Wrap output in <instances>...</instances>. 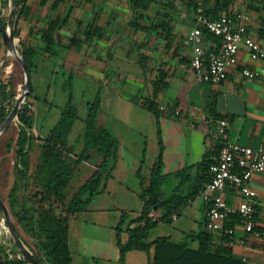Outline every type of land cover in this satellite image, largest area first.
I'll return each mask as SVG.
<instances>
[{"label": "rangeland", "instance_id": "obj_1", "mask_svg": "<svg viewBox=\"0 0 264 264\" xmlns=\"http://www.w3.org/2000/svg\"><path fill=\"white\" fill-rule=\"evenodd\" d=\"M55 2L58 8L53 10ZM175 3L173 8L171 0H159L144 12L145 18L138 20L140 25L154 26L151 34L157 40L156 44H154L155 39L144 32H135L132 28L135 9L129 5V0H46L44 3L43 0H30L28 12L19 18L17 23L16 16L14 18L17 50H21V44H27L40 51L35 58L36 68L31 74L34 93L30 101L35 111L33 135L36 140L31 144L29 175L33 173L40 158V140H43L56 126L62 108L68 101L69 91L66 85L70 74L73 76L74 105L78 109L79 116L68 137L69 144L75 152L79 154L83 149L79 139L85 132L84 121L89 113L88 105L95 102L98 94L101 108L97 115V128L107 129L116 139H121L124 143L120 146L118 154L119 158L124 157L125 161L121 162L117 173L125 176L128 190L116 184L111 197L108 192H102L86 211L96 213L83 217L92 220L100 215L103 217V214H100L101 210L107 208H112L111 215L118 212L127 213L130 219L142 213L141 195L150 186L152 178L150 164L155 158V152L158 155L159 149L156 119L152 118L150 112L142 106V102L152 95L153 79L159 71L157 68L161 67L150 57L160 60L162 56L167 55L168 43L164 41L166 33L162 28L157 30L156 26L162 22L166 23L172 14L181 11L183 8L181 3ZM0 10L4 22L8 25L10 0L7 7L0 5ZM68 11L70 13L66 18ZM58 16L61 22L55 30L58 35L57 40L62 46L59 55L49 56L44 54L45 43L42 37L44 30ZM96 17L101 27L100 34L77 52L71 47L72 38L85 40L87 28ZM0 81L12 83L17 102L24 89V71L12 56H7L1 33ZM163 97L160 96L159 102L168 106V103H164ZM127 103L131 104V117L136 118L138 122L132 119L131 126L126 127L120 120L126 114L123 110L128 107ZM129 112L127 108V113ZM161 126L160 124V129ZM19 131V122L16 120L0 140V198L5 203L24 244L32 253V250L36 252L34 238L12 214L9 198L14 183L19 182L15 154ZM136 152L139 163L135 169ZM92 154L93 160L84 163L72 179L71 186L67 190L68 200L96 170L100 160L95 152ZM140 168L142 170L139 177ZM178 186L180 180L168 176L160 186L161 199H168ZM185 186L189 187V184L185 183ZM187 187L186 189L182 187L185 195L191 191L187 190ZM19 197L22 203V192H19ZM20 205L18 204V209ZM113 208L118 209L115 211ZM102 221L101 219L100 222ZM169 227L175 229L177 226L173 223ZM0 246L4 247L11 257L23 256L14 244L1 209Z\"/></svg>", "mask_w": 264, "mask_h": 264}, {"label": "trees", "instance_id": "obj_2", "mask_svg": "<svg viewBox=\"0 0 264 264\" xmlns=\"http://www.w3.org/2000/svg\"><path fill=\"white\" fill-rule=\"evenodd\" d=\"M30 0H15L16 23L29 10ZM46 0H43V3ZM159 0H129V5L134 8L135 17L131 22L135 32H144L149 37L154 26L140 25L139 19L145 18V13L153 3ZM174 8L175 2L181 3L183 8L194 10L204 9L211 18H218L220 11L233 5L235 0H171ZM0 5L7 7L9 0H0ZM55 2L52 9L56 10ZM70 11L67 13L69 16ZM29 15V14H28ZM220 17V16H219ZM0 20L4 22L1 10ZM59 16L49 27L44 30L43 41L45 43L44 54L52 56L60 54V43L57 40L55 28L60 24ZM65 22V20H63ZM165 31L171 35L167 22L160 23L156 29ZM58 29V28H57ZM101 32L97 17L87 28L85 40L78 37L72 38V46L77 52L94 39ZM205 44H217L220 40L203 30ZM59 48V49H58ZM67 48V47H66ZM212 49V48H210ZM21 56L31 69V74L36 68L35 58L40 53L32 45L21 44L19 51ZM142 58V57H141ZM167 74L159 71L154 81V90L150 97L145 98L142 106L148 110L157 121L158 126V155L151 172L149 188L141 195L143 201L142 213L134 219H130L127 213H122L116 228L117 247L119 249L118 264L127 263V254L133 251L147 253L150 257L149 264H255L245 261L234 254L232 239L226 235H216L206 228L198 233L187 235L182 241L175 242L168 237H161L155 241H149L152 231L159 225H169L174 216H180L185 208L195 202L205 191L210 180V165L215 151L207 152L201 163L197 166L196 181L188 194H184L182 184L178 186L168 199H161L160 186L164 179V151L165 146L160 129V118L163 115L159 98L167 88L165 80ZM69 96L66 105L56 126L41 141L40 158L30 172V150L33 140L35 111L32 102L34 89L27 97L19 114L20 131L16 140V170L19 182H15L10 193V206L12 214L19 224L32 235L36 244V252L33 256L41 264H73L72 252L69 242V227L77 215L88 210L95 198L108 188L113 180V172L119 162V142L104 128H97V115L101 108L100 95L94 103L88 105V116L85 123V132L80 141L83 144L82 151L78 154L69 144L68 137L75 122L79 120L78 109L74 105L73 76L68 77ZM16 104V95L12 83L0 81V125H2ZM222 143L217 145L218 150ZM92 152L96 153L100 162L96 165L91 178L81 185L68 200L67 190L71 186L72 179L84 163L93 160ZM141 168L138 171L140 177ZM187 170V171H186ZM188 176V169L182 171L179 176ZM19 192H22L20 203ZM20 205L18 209L17 206ZM154 215V216H152ZM239 218L232 217L227 227L235 228L239 225ZM18 231V230H17ZM0 264H28L25 256L11 257L4 247L0 246Z\"/></svg>", "mask_w": 264, "mask_h": 264}, {"label": "crops", "instance_id": "obj_3", "mask_svg": "<svg viewBox=\"0 0 264 264\" xmlns=\"http://www.w3.org/2000/svg\"><path fill=\"white\" fill-rule=\"evenodd\" d=\"M241 13L248 16V34L264 42V0H235L231 7L218 12L217 17ZM195 16L194 10L185 8L177 14H172L167 21L171 35H165L164 38L165 43H168L167 55L162 56L160 60L150 57L153 62L161 66L157 70H163L167 74L165 80L167 88L160 95L164 96V103H168V106L161 103L163 115L160 118V124L165 146L162 183L168 176L177 177L180 185L182 184L185 189L187 187L185 183L189 184L187 190H191L196 181L197 166L204 155L209 151L218 153L219 143L229 141L252 149L264 148V74L257 79H250L243 75L245 69L264 73V63L252 61L246 47L242 45L238 56L239 65L230 69L225 82L220 85L197 82L190 70L193 49L185 47L182 43L186 34L195 26ZM151 37L155 39L154 36L151 35ZM156 42L157 40L154 44ZM208 45L204 43L205 50L210 48ZM127 104L130 112L127 113L126 107L125 110L122 109L126 114L120 120L126 127L131 126L130 123L133 120L138 122L136 118L131 117V104ZM221 119L229 123L226 139H219L216 136L218 121ZM146 120L148 121V118ZM155 124L157 126V121ZM117 140L119 148L124 145L121 139ZM155 147H157L156 144ZM137 152L134 154L135 169L139 163ZM156 158L155 152V158L150 164L151 171ZM123 161H125L124 157L119 158L113 172L114 178L105 191L108 192L109 197L112 196L116 184L128 190L125 176L117 173ZM185 169H188L189 177L186 175L180 177L179 174ZM252 186L257 193L256 222L261 238L254 239L246 235L241 227L236 226L232 247L237 257L255 264H264V173L253 175ZM225 197L233 205H238L242 201L240 194L233 190H229ZM141 202L143 210L144 203L142 200ZM116 209L118 208H113L115 211ZM101 211L100 214H103V217L100 215L93 220L83 217L96 213L88 211L77 215L70 224L69 242L73 264H118L116 228L122 214L118 212L111 215L112 208ZM205 213V203L200 196L185 208L176 220H173L171 224H176L175 229L169 227L171 224H159L152 231L149 241L168 237L175 242H180L191 233L203 231L205 230ZM101 219L102 222H100ZM242 241L244 244H241ZM151 255L140 251L130 252L127 254L126 264H149Z\"/></svg>", "mask_w": 264, "mask_h": 264}, {"label": "built area", "instance_id": "obj_4", "mask_svg": "<svg viewBox=\"0 0 264 264\" xmlns=\"http://www.w3.org/2000/svg\"><path fill=\"white\" fill-rule=\"evenodd\" d=\"M247 22L245 13L226 14L213 19L204 9L197 10L195 26L182 42L185 47L193 49L190 70L197 82L211 85L225 82L230 69L239 65L238 56L242 45L246 47L252 61L264 63V42L248 34ZM203 30L220 40L217 44L208 45L212 49L205 50L203 47ZM263 74L258 70L243 71V75L250 79H257ZM228 129V121L219 120L216 136L226 139ZM209 172L210 180L201 195L206 207L205 228L216 235L229 236L233 241L235 228L227 227L226 223L236 216L240 220L238 227L246 235L254 239L261 238L256 222L257 193L252 186V178L255 173H264V148L252 149L225 141L212 158ZM229 190L238 192L242 197L238 205L227 201L225 195ZM176 219L177 216H174L173 220Z\"/></svg>", "mask_w": 264, "mask_h": 264}, {"label": "water", "instance_id": "obj_5", "mask_svg": "<svg viewBox=\"0 0 264 264\" xmlns=\"http://www.w3.org/2000/svg\"><path fill=\"white\" fill-rule=\"evenodd\" d=\"M15 10H16L15 4L12 0H10V15H9L8 25L5 26L0 20V33L3 37L4 47H5L7 56H12L22 66L23 71H24V76H25V82H24L23 92L21 96L17 99L14 109L9 114L6 121L0 126V140L2 136L10 129L13 123L19 119V114L21 112V109L23 105L25 104L28 95L32 91L31 69L15 46L16 41H17V39L14 36ZM0 209L3 213L4 220L9 229V232L14 241V244L18 247L21 253L25 256L28 264H41L35 259L31 251L24 244L19 232L17 231L12 221L10 213L1 198H0Z\"/></svg>", "mask_w": 264, "mask_h": 264}]
</instances>
